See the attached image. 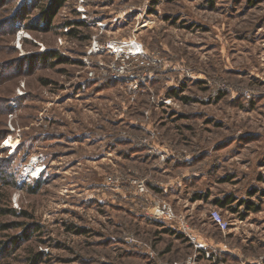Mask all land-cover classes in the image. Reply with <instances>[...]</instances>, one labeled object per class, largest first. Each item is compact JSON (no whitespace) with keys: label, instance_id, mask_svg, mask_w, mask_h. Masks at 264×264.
<instances>
[{"label":"rangeland","instance_id":"obj_1","mask_svg":"<svg viewBox=\"0 0 264 264\" xmlns=\"http://www.w3.org/2000/svg\"><path fill=\"white\" fill-rule=\"evenodd\" d=\"M55 1L0 0V264H264V0Z\"/></svg>","mask_w":264,"mask_h":264},{"label":"built area","instance_id":"obj_2","mask_svg":"<svg viewBox=\"0 0 264 264\" xmlns=\"http://www.w3.org/2000/svg\"><path fill=\"white\" fill-rule=\"evenodd\" d=\"M134 44V43H133ZM131 45V50L132 53L129 54H124V47H114V48H110L113 49L115 53H117L118 56H120L117 60L116 63L112 64V66L110 67V71L107 70V72L111 73L110 77H113L114 80H119L121 79L123 76L128 75L127 74V62L135 59V60H140L141 57H143L144 51H143V47L140 46L137 42L134 45L139 46V49L136 50L134 48V45ZM99 47V46H98ZM101 48H95L94 50L91 51V54L94 53H100ZM124 52V53H123ZM121 54V55H120ZM120 63V64H119ZM99 70H104V66L103 64H100V67L98 68ZM91 77H94L95 74L93 72L90 73ZM137 87V85H136ZM137 189L139 190L140 193H146L147 190V186L144 182H135ZM151 210V215H153V217L159 219V220H165V221H177V219H179L177 217V215L175 214L172 206L163 200H158L155 201L154 204L152 205V207L150 208ZM210 218L212 219L213 223L222 231H226L229 228V224L228 222L223 218V216L221 215V213L217 210H213L210 214ZM183 229L186 230V226H183ZM197 248L199 249H203V245L202 244H198L196 245Z\"/></svg>","mask_w":264,"mask_h":264},{"label":"trees","instance_id":"obj_3","mask_svg":"<svg viewBox=\"0 0 264 264\" xmlns=\"http://www.w3.org/2000/svg\"><path fill=\"white\" fill-rule=\"evenodd\" d=\"M63 1H65V0H57V1H55V5L59 2L60 3V5L63 3ZM44 13H45V16L47 17V21L50 19V17L48 16L49 14H50V12H49V10L47 9V10H45L44 11ZM233 203V200H232V198H226L225 200H217L216 201V205L217 206H219L220 208H229V209H231V210H233V208H232V206H230L231 204ZM244 204H248V203H246V202H243ZM248 206V205H247ZM249 208H251V207H249ZM180 238H182L181 236H179Z\"/></svg>","mask_w":264,"mask_h":264},{"label":"bare ground","instance_id":"obj_4","mask_svg":"<svg viewBox=\"0 0 264 264\" xmlns=\"http://www.w3.org/2000/svg\"><path fill=\"white\" fill-rule=\"evenodd\" d=\"M135 49L138 50V49H139V46L135 47ZM29 171H30L33 175H35V176H39V175H40V172H41V169H37V170H35L34 168H31Z\"/></svg>","mask_w":264,"mask_h":264}]
</instances>
